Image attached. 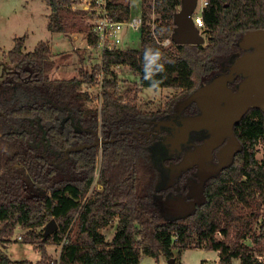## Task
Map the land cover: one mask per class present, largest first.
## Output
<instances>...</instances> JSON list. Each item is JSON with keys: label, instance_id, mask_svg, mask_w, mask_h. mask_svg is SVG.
I'll list each match as a JSON object with an SVG mask.
<instances>
[{"label": "trees", "instance_id": "trees-1", "mask_svg": "<svg viewBox=\"0 0 264 264\" xmlns=\"http://www.w3.org/2000/svg\"><path fill=\"white\" fill-rule=\"evenodd\" d=\"M43 1L50 8L51 31L69 38L80 32L95 42L92 16L72 8L79 0ZM181 3L150 2L157 16L154 24L145 16L140 48L106 51L92 71L81 68L69 78L50 76L55 62L48 41L26 51L25 36L15 38L5 53L13 67L0 83V243L21 225L27 229L25 241L41 251V264L50 262L49 240L62 244L59 264H140L142 253L169 259L175 250L181 255L192 247L218 251L220 264L234 259L264 264V156H256L257 144H264V109L251 107L235 125L241 149L207 179L204 201L184 217L166 210L169 187L151 159L148 138L156 120L171 117L181 100L227 72L246 51L240 44L244 34L264 28V0H209L202 12L206 44L172 38ZM110 5L117 19L131 17L130 0ZM165 38H171L170 45L160 43ZM157 51L161 58L154 62ZM116 65L128 66L140 87L178 92L164 107L146 110L121 92ZM101 69V107L91 106L93 92L81 87L97 85ZM243 79L240 74L229 85L236 89ZM191 108L197 104L186 109ZM99 157L103 188L92 189ZM53 218L58 228L46 234ZM115 219L108 240L102 229ZM15 262L0 246V264Z\"/></svg>", "mask_w": 264, "mask_h": 264}, {"label": "rangeland", "instance_id": "rangeland-1", "mask_svg": "<svg viewBox=\"0 0 264 264\" xmlns=\"http://www.w3.org/2000/svg\"><path fill=\"white\" fill-rule=\"evenodd\" d=\"M153 0H130L131 17L142 14V18L149 15L154 23L157 16L149 6ZM50 8L43 0H0V83L13 67L8 60L6 52L14 45L15 38L25 36L24 49L32 50L41 41H48L52 48V56L55 62L54 68L49 72L52 78H69L79 75V70L92 71L96 64L100 63V55L97 50L86 46L88 41L84 33L75 32L72 38L60 32H53L48 28V15ZM91 22V19H89ZM142 30L126 29L124 33L123 48H140ZM207 35V34H206ZM205 44L208 36H205ZM171 44V43H170ZM95 49V48H94ZM115 72L120 81H137L138 76L130 70L128 66L116 65ZM93 90L94 101L89 105L101 107L100 88L98 84H89ZM134 88V84L131 85ZM178 90L174 88H161L145 86L140 87L138 93L134 95L135 101L146 110H157L165 106L168 100L174 96ZM101 144V143H100ZM256 156L260 160L264 156V144H257ZM152 161L160 165L162 146L158 143H151L149 146ZM101 158L99 157L95 171L93 188L102 189L103 185L99 182ZM92 190L90 191L91 194ZM117 219L110 225L102 229L106 238L110 240L116 230ZM27 229L17 225L10 240L0 246L4 252L16 261L12 264H41L42 254L33 243L26 242ZM220 236V235H219ZM246 242L251 243L249 239ZM62 244L53 240L46 243L47 256L51 257L46 264H59ZM176 264H220L218 251L200 247H192L184 250L181 255L175 250ZM261 258V257H260ZM140 264H170L169 259L160 254L156 258L145 253L141 254ZM232 264H241L238 259H234Z\"/></svg>", "mask_w": 264, "mask_h": 264}, {"label": "water", "instance_id": "water-1", "mask_svg": "<svg viewBox=\"0 0 264 264\" xmlns=\"http://www.w3.org/2000/svg\"><path fill=\"white\" fill-rule=\"evenodd\" d=\"M196 5L197 0H182L181 7L174 17L176 27L172 38L176 42L181 44L205 42V36L200 33L193 19ZM240 44L246 51L228 65L227 72L216 75L179 102L178 112L195 102L200 109L199 113L181 117V124L171 120H162L158 123V126L169 125L177 128L178 131L169 137L171 143L179 147L182 142L187 141L192 130L207 128L211 134L204 144L187 152L185 157L173 166L177 170L171 175L170 183L182 170L196 163L204 151L211 152L214 146L224 141L226 137H229V140L222 149L221 162L217 168L228 165L241 149L240 140L234 130L235 125L251 107L264 109V28L248 30L240 40ZM240 74L244 79L235 89L229 85V82ZM102 142V139L96 141V143ZM217 168L210 172H216ZM208 175L209 173L201 175L197 196L193 200L188 201L180 194L170 198L167 206L172 217L187 216L194 210L197 202L204 201L203 183ZM188 195H193L192 191ZM57 228L56 220L51 219L46 224V234ZM169 263L176 264L175 257L169 258Z\"/></svg>", "mask_w": 264, "mask_h": 264}, {"label": "flooded vegetation", "instance_id": "flooded-vegetation-1", "mask_svg": "<svg viewBox=\"0 0 264 264\" xmlns=\"http://www.w3.org/2000/svg\"><path fill=\"white\" fill-rule=\"evenodd\" d=\"M232 87V86H231ZM182 101V100H181ZM179 105V104H178ZM188 104L187 106H189ZM185 106L181 112L178 110L169 118L167 119H160L156 120L153 128L148 130V138L152 141L151 143H158L162 146V155L159 159L160 161V169L163 172V178L165 181V185L169 187L168 192L166 193L164 204L166 210L169 213V208L167 206L168 201L170 198L174 197L177 194L185 196V199L190 201L197 196L198 192V183L201 179L202 174H208L204 183H203V193H204V185L207 179L213 175H217L223 168L226 166L220 167L219 169L217 166L221 162L222 149L224 145L228 142L229 137H226L224 141L217 143L211 152H203L196 163L190 165L187 169L182 170L178 175L175 176L172 183L171 175L176 172V168L173 166L182 160L187 152L194 150L196 147L201 146L205 143V141L210 137V133L207 128H202L199 130H192L190 132L189 138L187 141L182 142L181 146H177L174 143H171L170 135L174 132H177L176 127H172L169 125H161L158 126V123L162 120H171L175 121L178 124H181V117L195 115L200 112L199 107L197 106L196 109H186ZM236 155V154H235ZM234 155V156H235ZM234 158V157H233ZM233 160V159H232ZM216 172H210V170H215ZM192 191L193 195L189 196V192ZM199 202L196 203V205Z\"/></svg>", "mask_w": 264, "mask_h": 264}, {"label": "built area", "instance_id": "built-area-1", "mask_svg": "<svg viewBox=\"0 0 264 264\" xmlns=\"http://www.w3.org/2000/svg\"><path fill=\"white\" fill-rule=\"evenodd\" d=\"M114 0H79L74 2L72 8L74 10L87 11L91 17V31L95 34V42L87 41L86 46L90 49L97 50L100 55V63H102L103 54L106 51H113L123 48L124 33L126 29L140 30L142 29L144 18L142 14L135 17H129L124 20L117 19L114 15L117 13L116 9H113L110 5ZM155 0L152 4L154 5ZM209 0H197V5L193 13V19L196 26L199 28L200 33L205 36V24L202 16L203 10L208 6ZM153 16L156 14L154 6L152 8ZM154 24V23H152ZM154 26V25H153ZM164 46H168L171 43V38H165L160 41ZM95 48V49H94ZM98 86L101 88L104 80L103 69L97 74ZM134 84V88L131 85ZM118 86L121 92L134 96L138 93L140 85L137 81L127 80L118 81ZM82 91L88 90L93 92L89 84H83ZM102 99V98H101Z\"/></svg>", "mask_w": 264, "mask_h": 264}, {"label": "clouds", "instance_id": "clouds-1", "mask_svg": "<svg viewBox=\"0 0 264 264\" xmlns=\"http://www.w3.org/2000/svg\"><path fill=\"white\" fill-rule=\"evenodd\" d=\"M160 58H161V54H160L158 51H157V52H154V53L152 54V60H153L154 62H158Z\"/></svg>", "mask_w": 264, "mask_h": 264}]
</instances>
